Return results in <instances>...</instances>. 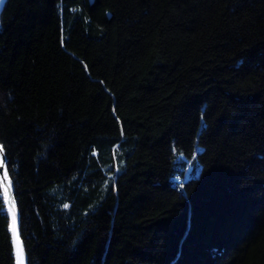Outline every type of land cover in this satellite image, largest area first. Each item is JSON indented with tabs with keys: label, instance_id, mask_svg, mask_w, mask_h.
I'll list each match as a JSON object with an SVG mask.
<instances>
[{
	"label": "trees",
	"instance_id": "1",
	"mask_svg": "<svg viewBox=\"0 0 264 264\" xmlns=\"http://www.w3.org/2000/svg\"><path fill=\"white\" fill-rule=\"evenodd\" d=\"M0 145L27 264H264V0H6Z\"/></svg>",
	"mask_w": 264,
	"mask_h": 264
},
{
	"label": "snow or ice",
	"instance_id": "2",
	"mask_svg": "<svg viewBox=\"0 0 264 264\" xmlns=\"http://www.w3.org/2000/svg\"><path fill=\"white\" fill-rule=\"evenodd\" d=\"M4 152L3 146H0V157H2ZM4 166V161L0 159V167ZM0 190H2V195L4 202L8 206V214L11 217V223L9 225V230L12 233V243L16 255V264H24V249L19 238L17 231V211L16 204L12 198V185L8 176L7 170H5L3 177H0ZM65 208L68 207L67 204L64 205Z\"/></svg>",
	"mask_w": 264,
	"mask_h": 264
},
{
	"label": "water",
	"instance_id": "3",
	"mask_svg": "<svg viewBox=\"0 0 264 264\" xmlns=\"http://www.w3.org/2000/svg\"><path fill=\"white\" fill-rule=\"evenodd\" d=\"M5 1L6 0H0V14L2 12V9H3V6L5 4ZM91 1L92 0H89V2H91ZM0 159H2L4 161V166L3 167H0V177H3V174H4L5 170H7V165H6L7 162H6V156H5V153L4 152H3L2 157H0ZM7 172H8V170H7ZM8 176H9V179H10L11 185H12V193H11V195H12V198L14 199V201H15V204H16V211H17V231H18L19 238H20V241H21L22 246H23V249H24V264H27V255H26V252H25V248H24V244H23L22 238L20 236V229H19V227H20V214H19V210H18V206H17L16 200H15V197H14V186H13V182H12V179H11L9 173H8ZM1 192H2V190H1ZM2 197H3V195H2ZM3 202H4V199H3ZM4 204H5L6 211L8 213V206H7V204L5 202H4ZM8 217H9V225H10V223H11V217L9 216V214H8ZM10 237H11V244H12L13 256H14V264H16V255H15V250H14L13 243H12V233H11V231H10Z\"/></svg>",
	"mask_w": 264,
	"mask_h": 264
}]
</instances>
